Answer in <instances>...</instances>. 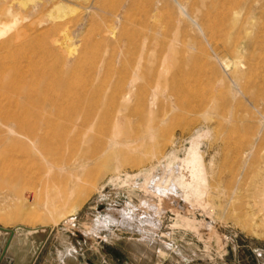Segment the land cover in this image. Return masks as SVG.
I'll use <instances>...</instances> for the list:
<instances>
[{
	"label": "rangeland",
	"instance_id": "1",
	"mask_svg": "<svg viewBox=\"0 0 264 264\" xmlns=\"http://www.w3.org/2000/svg\"><path fill=\"white\" fill-rule=\"evenodd\" d=\"M187 1L0 0V264H264V0ZM134 70L174 99L120 120ZM192 139L207 208L161 164Z\"/></svg>",
	"mask_w": 264,
	"mask_h": 264
},
{
	"label": "bare ground",
	"instance_id": "2",
	"mask_svg": "<svg viewBox=\"0 0 264 264\" xmlns=\"http://www.w3.org/2000/svg\"><path fill=\"white\" fill-rule=\"evenodd\" d=\"M189 1V0H188ZM187 1V2H188ZM211 1V0H210ZM213 2L217 4H219L218 6H220L221 8L223 7H227L230 5H240L241 1L243 0H212ZM211 1V2H212ZM247 1V0H246ZM193 2V1H192ZM183 3V2H182ZM214 3V4H215ZM213 4V3H212ZM213 4V5H214ZM252 4V3H251ZM206 6V5H205ZM218 6H216L218 8ZM197 6H195L196 8ZM236 7V6H235ZM253 7V6H251ZM204 8V7H203ZM255 8V7H254ZM212 9V8H211ZM216 9V8H215ZM228 9V8H227ZM233 9V7H232ZM231 9V10H232ZM211 11V10H210ZM238 11V10H237ZM253 11H255V9H249V13L247 18H249V15H253ZM206 13V12H205ZM231 13V12H230ZM236 14V13H235ZM231 15V14H230ZM238 15V14H237ZM247 15V14H246ZM220 18V17H219ZM220 22V21H219ZM224 27V26H223ZM217 29V28H216ZM213 31V30H212ZM241 47V46H240ZM155 51V49H154ZM236 51V50H235ZM151 52V50H150ZM167 57V56H166ZM162 61V60H161ZM160 61V62H161ZM163 62V61H162ZM241 62V61H240ZM140 65V64H139ZM139 65L136 67L138 68ZM155 69V68H154ZM138 70V69H137ZM159 73L161 74L164 71H167L165 68L164 63H160L159 65ZM139 72V71H138ZM136 70H134L133 74L131 75V78H129L127 81H125L123 83V87H126L127 90L122 91L123 93L119 95L118 99H120L123 103V105L121 106L123 113L119 114L120 116L116 115L118 117V119L120 118H124L126 116L129 117L130 115V111L131 108L127 107V102L128 101H132V95L133 93L136 94V102L139 105L137 112L140 113L141 117H145L148 114L149 115H153L155 112V110L157 109L158 106V100H159V96H164V98H167L169 101L170 99L172 100L173 98V94L169 93L167 94V90H162L161 91V87L159 84L150 82L148 86H146V88L142 89L140 85H138V80L140 79V73H138ZM149 73V72H148ZM238 74V73H237ZM236 74V75H237ZM159 75V74H158ZM157 75V76H158ZM165 75V73H164ZM163 76V75H162ZM181 76V75H180ZM185 76V75H184ZM238 77V76H237ZM232 78V77H231ZM180 79V77H179ZM157 81V80H156ZM145 82V81H144ZM160 83V81H159ZM178 83V82H177ZM191 83V82H190ZM239 83V82H237ZM117 84V83H115ZM114 84V85H115ZM180 84V83H179ZM182 84V83H181ZM188 84V83H187ZM115 88V86H114ZM185 88V87H184ZM116 89V88H115ZM137 89V92H136ZM181 89V88H180ZM198 89V88H197ZM113 91V90H112ZM188 92V91H187ZM40 93V92H39ZM179 93V91H178ZM42 94V93H41ZM134 94V95H135ZM186 94V93H185ZM37 96V95H36ZM17 97V96H16ZM22 97V96H21ZM134 97V96H133ZM177 97V95L175 96ZM27 98V97H26ZM115 99V98H113ZM134 99V100H135ZM165 99V100H167ZM174 99V98H173ZM176 99V98H175ZM179 99V96H178ZM188 99V98H187ZM33 100V99H32ZM47 100V99H46ZM163 100V99H162ZM161 100V101H162ZM183 100V99H182ZM115 101V100H114ZM178 101V100H177ZM192 101V100H190ZM189 101V102H190ZM50 102V101H49ZM163 102V101H162ZM168 102V101H166ZM165 102V103H166ZM180 102V101H179ZM185 102V101H184ZM51 103V102H50ZM55 103V102H54ZM129 103V102H128ZM171 103V102H170ZM169 103V104H170ZM174 103V102H173ZM56 104V103H55ZM163 103H161L162 105ZM177 104V103H176ZM180 104V103H178ZM177 104V105H178ZM43 105V104H42ZM52 105V104H50ZM58 105V104H57ZM164 105V104H163ZM175 105V104H174ZM183 105V104H182ZM22 106V105H21ZM20 106V107H21ZM46 106V105H45ZM53 106V105H52ZM55 106V105H54ZM193 106V105H192ZM44 107V106H43ZM161 107V106H160ZM22 108V107H21ZM20 108V109H21ZM135 108V107H134ZM193 108V107H191ZM190 108V109H191ZM19 109V114L20 112H22V114H18V119H16V121L10 126H7V133L6 136L12 137V136H17L20 134L24 135L26 137L29 138H33L36 137V128L33 126L32 121L35 119L36 117V113L35 111H33L31 108L29 107H24L23 111H21ZM129 109V110H128ZM39 110V109H38ZM114 110V109H113ZM165 110V109H164ZM45 111V110H44ZM42 112V110H41ZM136 112V111H135ZM157 112V111H156ZM160 112V111H159ZM166 113V112H165ZM116 114V113H115ZM129 114V115H128ZM135 114V113H134ZM137 114V113H136ZM138 115V114H137ZM164 115V114H163ZM167 115V114H166ZM41 117V115H40ZM93 117V116H92ZM96 117V116H95ZM116 117V118H117ZM136 117V116H135ZM148 118V117H147ZM44 119V118H43ZM95 119V118H93ZM152 119V118H151ZM41 120V119H40ZM121 120V119H120ZM35 121V120H34ZM42 121V120H41ZM39 121V122H41ZM45 121V119L43 120ZM94 121V120H92ZM117 121V119H116ZM148 121V120H147ZM150 121V120H149ZM38 122V121H37ZM264 122V121H263ZM117 123V122H116ZM118 124V123H117ZM44 125V124H43ZM151 125V124H150ZM160 125V124H159ZM111 126V125H110ZM122 126V125H120ZM109 127V125H108ZM151 128V127H150ZM152 129V128H151ZM148 130V129H147ZM153 130V129H152ZM263 130V129H262ZM150 131V130H149ZM150 133V132H149ZM154 133V131H151V134ZM39 134V132H38ZM150 134V135H151ZM154 135V134H153ZM141 137V136H140ZM149 137V136H148ZM152 137V136H151ZM150 137V138H151ZM155 137V136H154ZM145 138V137H144ZM143 138V140H144ZM149 138V139H150ZM35 139V138H33ZM148 139V138H147ZM154 140V139H153ZM138 141V140H137ZM148 141V140H147ZM146 141V142H147ZM110 142V140H109ZM113 142V141H112ZM115 142V141H114ZM118 141H116L117 143ZM119 143V142H118ZM117 143V144H118ZM113 144V143H112ZM111 144V145H112ZM115 144V143H114ZM120 144V143H119ZM34 146V145H33ZM128 146V145H127ZM255 148V147H254ZM253 148V149H254ZM38 149V148H37ZM255 150V149H254ZM12 151V150H11ZM132 151V150H131ZM134 151V149H133ZM187 154V155H186ZM185 154V157L181 158L179 156H176L175 154H168V155H164V157H162V161L161 164L163 166H165L170 173L168 174V180H167V185L169 186V190L171 191L172 197L177 199H181L182 201H184L185 203H188L190 205H200L203 206L205 208H207V206L209 205V201H210V192L213 189L218 188L217 185H215L214 183H212V180L210 179L209 176V171H208V167H206L205 164V159H204V154H202L201 151V143L200 140L198 139H192L191 141V146L189 147L187 153ZM76 155V154H75ZM101 155V154H100ZM153 155V154H152ZM245 155V154H244ZM43 157V156H42ZM156 158V155H155ZM159 159V158H158ZM161 159V158H160ZM8 160V159H7ZM11 161V160H9ZM72 163V162H71ZM53 164V163H52ZM81 164V163H80ZM160 164V165H161ZM71 165V164H70ZM159 165V167H160ZM66 165H64V167H59L60 170H64L66 169L65 167ZM72 166V165H71ZM54 167V166H53ZM52 167V168H53ZM78 167V166H77ZM164 167V168H165ZM56 168V167H55ZM58 168V169H59ZM156 168V167H155ZM160 169H163V167ZM74 170V169H73ZM76 170V169H75ZM165 170V169H164ZM71 171V170H70ZM63 172V171H62ZM72 172V171H71ZM74 175V174H73ZM61 176V175H60ZM74 183V182H73ZM216 183V182H215ZM56 186V185H55ZM58 188V187H57ZM214 191V190H213ZM219 193V192H218ZM195 207V206H194ZM0 233H2L0 231Z\"/></svg>",
	"mask_w": 264,
	"mask_h": 264
},
{
	"label": "water",
	"instance_id": "3",
	"mask_svg": "<svg viewBox=\"0 0 264 264\" xmlns=\"http://www.w3.org/2000/svg\"><path fill=\"white\" fill-rule=\"evenodd\" d=\"M10 231H11L12 236H13V235L15 234V232H16L15 230H10ZM7 232H9V231H7ZM10 240H11V239H10ZM10 240H9V242H8L7 249H8V247L10 246V244H9V243H10Z\"/></svg>",
	"mask_w": 264,
	"mask_h": 264
}]
</instances>
